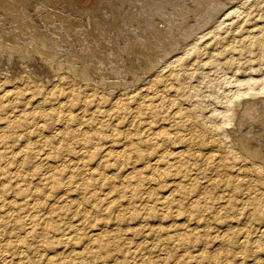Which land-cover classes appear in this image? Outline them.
<instances>
[{
	"label": "rangeland",
	"instance_id": "obj_1",
	"mask_svg": "<svg viewBox=\"0 0 264 264\" xmlns=\"http://www.w3.org/2000/svg\"><path fill=\"white\" fill-rule=\"evenodd\" d=\"M83 1L0 0V264H264V0Z\"/></svg>",
	"mask_w": 264,
	"mask_h": 264
},
{
	"label": "bare ground",
	"instance_id": "obj_2",
	"mask_svg": "<svg viewBox=\"0 0 264 264\" xmlns=\"http://www.w3.org/2000/svg\"><path fill=\"white\" fill-rule=\"evenodd\" d=\"M11 1H12V0H11ZM38 1H41V0H38ZM49 1H50V0H49ZM65 1H67V0H65ZM85 1H86V0H85ZM85 1H83V2L86 3ZM94 1H95V0H94ZM96 1L99 2V0H96ZM2 2H3V1H2ZM22 2H23V1H22ZM121 2H122V1H121ZM29 3H30V2H29ZM45 3H46V2H45ZM84 3H83V5H84ZM91 3H92V2H91ZM94 3H95V2H94ZM30 4H32V3H30ZM36 4H37V2H36ZM42 4H43V3H42ZM76 4H77V3H76ZM78 4H79V3H78ZM80 4H81V2H80ZM80 4H79V5H80ZM92 4H93V3H92ZM97 4H99V3H97ZM106 4H107V3H106ZM123 4H124V3H123ZM131 4H132V3H131ZM79 5H78V6H79ZM83 5H81V9H83V8H82V7H84ZM99 5H102V4H99ZM31 6L33 7V4H32ZM31 6H30V7H31ZM57 6H58V5H57ZM65 6H66V5H65ZM106 6H107V5H106ZM20 7H21V6H20ZM35 7H36V6H35ZM60 7H61V6H60ZM75 7H76V6H75ZM79 7H80V6H79ZM86 7H87V6H86ZM96 7H97V6H96ZM102 7H103V5H102ZM111 7H112V6H110V8H111ZM1 8H2V6H1ZM33 8H34V7H33ZM77 8H78V7H77ZM92 8H93V7H92ZM107 8H108V7H107ZM110 8H109V10L111 11ZM112 8H113V7H112ZM120 8H122V7H120ZM123 8H124V7H123ZM103 9H104V8H103ZM64 10H65V12L63 13L64 15H65L66 12H69V13H70L69 15H72V13H73V12L71 13V10H69V9H64ZM75 10L77 11V9H75ZM78 10H79V9H78ZM112 10H113V9H112ZM118 10H119V9H118ZM38 11H39V10H38ZM73 11H74V10H73ZM102 11H103V10H102ZM113 11H114V10H113ZM74 12H75V11H74ZM83 12H84V11H83ZM85 12H86V11H85ZM89 12H90V11H89ZM108 12H109V11H108ZM60 13H61V12H60ZM77 13H78V12H77ZM79 13H81V12H79ZM110 13H111V12H110ZM112 13H113V12H112ZM112 13H111V14H112ZM29 14H31V13H29ZM44 14H45V13H44ZM91 14H92V13H91ZM94 14H95V12H94ZM96 14H97V13H96ZM124 14H125V13H124ZM167 14H168V13H167ZM174 14H175V13H174ZM56 15H61V14H56ZM69 15H68V16H69ZM73 15H75V14H73ZM76 15H77V14H76ZM81 15H82V14H81ZM102 15H103V14H102ZM169 15H170V14H169ZM8 16H9V15H8ZM36 16H37V15H35V17H36ZM90 16H93V15H90ZM33 17H34V16H33ZM62 17H63V16H62ZM75 17H76V16H75ZM75 17H74V18H75ZM79 17H80V15H79ZM84 17H85V16H84ZM102 17H103V16H102ZM105 17H106V16H105ZM112 17H113V16H112ZM6 18H7V17H6ZM36 18H37V17H36ZM40 18H41V16H40ZM77 18H78V17H76V19H77ZM123 18H124V16H123ZM34 19H35V18H34ZM42 19H43V18H42ZM70 19H72V18H70ZM80 19H81V17H80ZM99 19H100V18H99ZM102 19H103V18H102ZM104 19H105V18H104ZM89 20H90V19H89ZM35 21H37V20H35ZM35 21H34V22H35ZM41 21H42V20H41ZM82 21L84 22V20H82ZM85 21H86V20H85ZM94 21H95V19H94ZM99 21H102V20H99ZM37 22H38V21H37ZM86 22H88V21H86ZM35 23H36V22H35ZM76 23H77V22H76ZM78 23H79V22H78ZM80 23H82V22H80ZM98 23H100V22H98ZM98 23H97V24H98ZM101 23H102V22H101ZM104 24H105V23H104ZM160 24H161V23H160ZM166 24H167V23H166ZM36 25H39V24H36ZM41 25H42V23H41ZM84 25H85V24H84ZM87 25H89V22H88ZM87 25H85V26H87ZM93 25H94V24H93ZM93 25H92V26H93ZM164 25H165V24H164ZM89 26L91 27V25H89ZM98 26H99V25H98ZM96 27H97V26H96ZM100 27H101V26H100ZM100 27H99V28H100ZM102 27H103V26H102ZM136 27H137V26H134V29H135ZM87 28H88V27H87ZM162 28H163V27H159V28H158L157 30H155V31H156V32H160V30H162ZM91 30H92V29H91ZM163 30H164V29H163ZM88 32H89V31H88ZM93 33H95V31H91V34H93ZM141 33H142V32H140L139 34H141ZM44 34H45V33H44ZM133 34H134V33H131V36H132ZM95 35H97V34H95ZM102 35H103V34H102ZM137 35H138V34H137ZM141 35H144V34H141ZM157 35H158V33H157ZM159 35H160V34H159ZM92 36H93V35H92ZM122 37H123V36H122ZM133 37H136V36L134 35ZM92 39H93V38H92ZM109 39H110V38H109ZM131 39H132V38H131ZM124 40H125V39H124ZM103 41H104V40H103ZM129 41H131V40H130V39H127V41H126V43H125L124 45L121 46V44H120V45H119V46H120V50H119L120 52L115 51V53H116L117 55H119L122 51H124V47L126 46V44H128ZM120 42H121V41H120ZM104 43H105V42H104ZM121 43H122V42H121ZM123 43H124V41H123ZM129 43H130V42H129ZM76 45H77V44H76ZM76 45H75V46H76ZM76 47H77V49H78V51H79V50H80V49H79L80 47H79L78 45H77ZM121 47H123V50H121V49H122ZM117 48H118L117 45H116V46L114 45L113 49L116 50ZM69 49H70V48H69ZM72 49H73V48H72ZM118 49H119V48H118ZM70 50H71V49H70ZM73 50H74V49H73ZM163 52H164V51H163ZM73 53H74V52H73ZM55 54H56V53H55ZM58 56H59V55H58ZM142 57H143V56H142ZM147 58H150V56H148ZM76 59H77V58H76ZM92 59H93V58H92ZM144 59H145V58H144ZM156 60H157V59H156ZM97 61H98V60H97ZM99 61H100V60H99ZM127 61H129V60H127ZM114 62H115V61H114ZM116 62H117V61H116ZM99 63H100V62H99ZM117 63H118V62H117ZM150 63H151V62H150ZM150 63H149V64H150ZM94 64H96V63H94ZM144 64H145V63H144ZM92 66H94V65H92ZM142 66H143V64H142ZM147 66H148V64H147ZM147 66H145V67L147 68ZM152 66H153V64H152ZM133 67H134V66H133ZM38 68H39V67H38ZM90 68H91V67H90ZM143 68H144V67H143ZM146 68H145V69H146ZM150 68H151V64H150ZM152 68H153V67H152ZM95 69H96V68H95ZM87 70H88V69H87ZM136 70H137V69H136ZM146 70H147V69H146ZM37 71H38V70H37ZM39 71H40V70H39ZM90 71H91V70H90ZM93 71H94V69H93ZM137 71H138V70H137ZM141 71H142V70H141ZM147 71H148V70H147ZM94 72H95V71H94ZM142 72H143V71H142ZM145 72H146V71H145ZM90 73H92V71H91ZM131 73H132V72H131ZM134 73H135V72H134ZM117 74H118V73H117ZM136 74H137V77H138V73H136ZM136 74H135V75H136ZM130 75H131V74H130ZM135 75H134V76H135ZM144 75H145V74H144ZM86 76H87V75H86ZM121 76H122V75H121ZM131 77H132V76H131ZM131 77H130V78H131ZM137 77H136V78H137ZM132 79H134V78H132ZM130 80H131V79H130ZM137 80H138V79H137ZM120 84H121V83H120ZM122 84H123V83H122ZM248 103H250V102H248ZM251 104H252V103H251ZM260 105H261V107H262V103H261ZM263 105H264V104H263ZM247 106H248V107H247ZM247 106H246V107H247L246 112H248V108H249V105H247ZM255 108H256V107H255ZM245 109H246V108H245ZM251 109H252V107H251ZM261 109H262V108H261ZM250 111H252V110H250ZM260 111H261V110H260ZM252 112H253V111H252ZM253 113H255V112H253ZM246 114H247V113H245V115H246ZM248 114H250V113H248ZM257 115H258V113H257ZM260 115H261V112H260ZM247 116H248V115H247ZM251 116H254V117H255V114H254V115L252 114ZM262 116H263V114H262ZM246 118H247V117H246ZM256 118H257V117H256ZM262 118H263V117H262ZM252 119H253V118H252ZM252 119H251V121H252ZM258 119H259V121H260L261 117H260V118L258 117ZM261 120H262V119H261ZM263 120H264V119H263ZM263 120H262V121H263ZM242 121H243V120H242ZM246 121H247V120H246ZM251 121L248 120V122H251ZM254 121H255V120H254ZM255 122H256V121H255ZM257 122H258V120H257ZM251 123H252V122H251ZM262 123H264V122H262ZM244 124H245V122H244ZM254 124H255V123L253 122V126H254ZM249 125H250V123H249ZM258 125L261 126V123L258 124ZM263 125H264V124H263ZM251 126H252V125H251ZM251 126H250V127H251ZM253 126H252V127H253ZM255 126H256V125H255ZM246 127H248V126H246ZM250 127H248V128H250ZM256 128H257V127H256ZM262 128H263V127H261V129H262ZM263 129H264V128H263ZM240 130H241V129H240ZM240 130H239V131H240ZM247 130H249V129H247ZM259 130H260V129H259ZM256 131H257V130H256ZM263 131H264V130H263ZM263 131H262V132H263ZM240 132H241V131H240ZM248 132H249V134L252 133L251 131H248ZM248 132H246V133H248ZM258 132H259V131H258ZM258 132H257V134H258ZM254 133H255V131H254ZM263 133H264V132H263ZM237 134H238V132L236 133V135H237ZM240 134H242V133H240ZM240 134H239V135H240ZM243 134L245 135V133H243ZM243 134H242V135H243ZM249 134H248V135H249ZM255 134H256V133H255ZM259 134H261V133L259 132ZM259 134H258V135H259ZM250 135H251V134H250ZM250 135H249V136H250ZM252 135H253V134H252ZM255 136H257V135H255ZM260 136H261V135H260ZM258 137H259V136H258ZM244 138H245V137H243V139H244ZM247 138H248V137H246L245 139H247ZM256 138H257V137H255V139H256ZM259 138H260V137H259ZM263 138H264V136H263ZM240 139H241V138H240ZM250 139H251V138H250ZM257 139H258V138H257ZM260 139H261V138H260ZM238 140H239V138H238ZM242 141H243V140H241V141L239 142V144L242 145V143H243ZM253 141H254V138H253ZM258 141H259V139H258ZM258 141H257V142H258ZM262 141H263V140H262ZM245 142H246L247 145L249 144V143H247V141H245ZM250 142H251V141H250ZM263 142H264V141H263ZM263 142H262V143H263ZM251 143H252V142H251ZM251 143H250V144H251ZM259 143H260V142H259ZM259 143H257V144H259ZM243 144H244V143H243ZM253 144H254V143H252V146H253ZM254 145H255V144H254ZM263 145H264V143H263ZM252 146H251V147H252ZM258 146H259V145H258ZM245 147H246V145L244 146V148H245ZM251 147L248 146V149L251 148ZM256 147H257V146H256ZM263 147H264V146H263ZM246 148H247V147H246ZM242 149H243V145H242ZM252 149H254V148H252ZM256 149H258V148H256ZM245 150H246V149H245ZM245 150H244V151H245ZM258 150H259V149H258ZM247 151H248V150H247ZM250 151H252V150H250ZM250 151H248V153H249ZM245 152H246V151H245ZM256 152L258 153L257 150H256ZM263 152H264V150H263ZM252 153H253V152H252ZM252 153H251V155H252ZM255 154H256V153H254L253 155H255ZM258 154H259V153H258ZM262 154H263V153H262ZM259 155H261V154H259ZM249 156H250V155H249ZM254 158H257V157L254 156ZM263 158H264V157H263ZM257 160H260V159H257ZM260 161H261V160H260Z\"/></svg>",
	"mask_w": 264,
	"mask_h": 264
}]
</instances>
